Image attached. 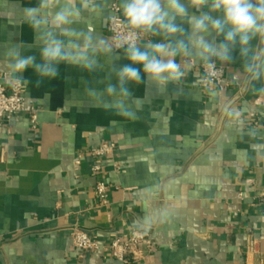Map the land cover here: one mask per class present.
<instances>
[{"label": "crops", "instance_id": "0c3cea01", "mask_svg": "<svg viewBox=\"0 0 264 264\" xmlns=\"http://www.w3.org/2000/svg\"><path fill=\"white\" fill-rule=\"evenodd\" d=\"M98 2L99 14L85 13L74 26L110 43L112 0ZM35 3L0 0L3 84L10 83L4 77L7 47L20 45L23 55L40 61L37 35L19 10ZM151 40L159 37L146 36L140 43ZM233 55L230 64L216 61L231 83L217 90V97L197 83L202 62L194 58H178L187 75L163 92L146 79L129 84L136 98L134 119L117 115L86 92L116 83L113 66L130 63L123 50L114 51L113 58L100 54L101 66L91 72L60 64L58 76L39 87L27 69L25 98L39 108L37 128L26 114L0 121V264H122L102 249L81 252L73 245V230L107 246L114 234L129 232L145 217L156 216L158 222L164 208L167 221L150 230L154 247L143 249L132 264H264V96L238 76L242 61L238 50ZM135 67L143 75L142 65ZM228 108L239 113L240 123L227 116ZM106 141L117 149L104 168L110 185L105 208L87 152ZM141 154L153 158L151 167L139 161Z\"/></svg>", "mask_w": 264, "mask_h": 264}, {"label": "clouds", "instance_id": "9594fccd", "mask_svg": "<svg viewBox=\"0 0 264 264\" xmlns=\"http://www.w3.org/2000/svg\"><path fill=\"white\" fill-rule=\"evenodd\" d=\"M100 8L98 0H36L32 6H21L24 23L37 35L40 61L37 62L36 55H23L20 45L7 47L4 55L10 83L14 87L30 84L23 75L29 68L37 77V87L45 79L56 78L60 64L95 71L101 66L100 54L113 58L114 50L123 49L130 63L113 66L116 83L86 92L93 100L99 99L101 106L134 119L136 98L129 84L138 85L146 79L163 92L170 84L180 85L187 75L186 66L178 58H194L214 67L216 61L234 62L233 53L238 50L243 69L238 76L247 79L254 94L264 96V0H120L119 25L125 35L118 37L115 44L74 26L85 13L98 15ZM140 35L159 40L141 44ZM253 40L257 41L255 45ZM135 65H142L143 75ZM214 75L205 73L197 81L211 97L219 95L211 86ZM226 114L240 123L238 112L228 108ZM250 135L255 137L256 133ZM251 147L257 149L259 145ZM138 159L151 167V156L141 154ZM160 215L158 222L163 224L168 209L164 208ZM158 222L156 216L145 217L141 225L134 223L132 228L147 233Z\"/></svg>", "mask_w": 264, "mask_h": 264}, {"label": "built area", "instance_id": "2783aa9c", "mask_svg": "<svg viewBox=\"0 0 264 264\" xmlns=\"http://www.w3.org/2000/svg\"><path fill=\"white\" fill-rule=\"evenodd\" d=\"M122 19V12L120 8V0H112L110 6V17L108 28L110 31V43L115 44L118 37L125 35L124 30L120 27L119 21ZM146 36L140 35L138 42ZM117 49L114 51H120ZM202 76L205 73L212 72L214 77L211 86L215 90H220L231 85L227 78V70L224 65L215 62L214 67L208 66L204 63L199 65ZM5 79L9 81L7 74ZM202 89L206 91L204 86ZM18 114H26L31 122L33 129L38 125L39 108L26 101L25 87L22 84H17L15 87L9 83L8 85L0 82V121L9 122ZM117 144L113 141H106L98 146L90 148L87 152L88 158L91 159V172L97 178L96 195L99 199L101 207H108L110 205V185L104 179V168L108 160H113ZM80 164V160H77ZM113 166L120 169L118 163L113 161ZM136 234L133 235V231ZM151 232L144 233L142 231L132 229L127 233L114 234L110 243L107 246H101L98 239L88 232L75 229L71 234L73 245L81 252L97 251L102 249L105 254L116 259L122 264H132L143 257V249H152L154 242ZM264 243V238L262 239ZM2 251V244L0 240V253Z\"/></svg>", "mask_w": 264, "mask_h": 264}]
</instances>
